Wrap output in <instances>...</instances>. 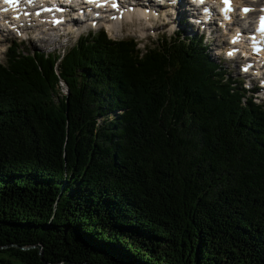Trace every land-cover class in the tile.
<instances>
[{
    "label": "trees",
    "instance_id": "16d2710c",
    "mask_svg": "<svg viewBox=\"0 0 264 264\" xmlns=\"http://www.w3.org/2000/svg\"><path fill=\"white\" fill-rule=\"evenodd\" d=\"M158 38L8 45L0 252L25 264H264V104L201 37Z\"/></svg>",
    "mask_w": 264,
    "mask_h": 264
},
{
    "label": "rangeland",
    "instance_id": "374dc122",
    "mask_svg": "<svg viewBox=\"0 0 264 264\" xmlns=\"http://www.w3.org/2000/svg\"><path fill=\"white\" fill-rule=\"evenodd\" d=\"M248 2V0H243ZM251 2L254 0H250ZM250 2V3H251ZM262 0H258V5H260ZM257 5V7H258ZM168 13V12H167ZM164 15V14H163ZM162 15V16H163ZM173 21L172 17L167 15V18L161 17L158 19H154L153 21L149 22V24H144L138 28V22H132V21H124L122 24V27L119 30L116 31H108L107 34L110 38L112 39H125V38H134L138 42V47L140 49H143L144 46L146 45H151L152 43H155L158 37L161 36L163 33H167L170 35L173 33L174 29L178 27H183L181 24H176L174 22L168 23L167 21ZM102 28H99V30ZM143 31V32H142ZM51 34H56V32L49 31ZM94 32V31H93ZM184 32H188V30H185ZM190 32V31H189ZM87 33V31H84L82 34ZM194 33L195 36H198L200 34V29H196L195 27L193 28L192 34ZM78 33H73L70 32L67 34V36H64L63 38L58 39L51 36L52 40H40L39 39V34L36 35L34 33L33 39L30 38H25L22 39L20 37H17L16 34H10L5 38L3 42L0 43V62H4L5 60V51L7 49V46L10 45L11 42L18 41L21 43L22 47H25L31 51L33 50H41L45 52H63L64 49L69 47L74 43V41L77 39ZM187 36L186 34H184ZM43 36V35H42ZM211 38V39H210ZM204 44L207 48H209V57L216 61L225 71L229 76L234 78L237 81H242V86L245 88H251L254 86H258L260 83H253L250 82V85L246 87L245 84V77L240 73L242 70L241 67V62L235 61V60H228L225 59L224 57H219L217 56L216 52V47L220 46L222 42H226L227 37L224 34H220L216 31V34H212L211 37L204 39ZM211 49V50H210ZM247 81V80H246ZM261 84V83H260ZM63 90H64V85L62 84ZM259 93L260 97L264 96V88L262 89ZM251 92V91H250ZM249 93V92H248ZM250 94V93H249ZM251 95L253 93L251 92ZM255 101H259L255 99ZM0 259H4L6 261V264H25L22 261H20L16 257H12L8 255L6 252H0Z\"/></svg>",
    "mask_w": 264,
    "mask_h": 264
},
{
    "label": "bare ground",
    "instance_id": "6f19581e",
    "mask_svg": "<svg viewBox=\"0 0 264 264\" xmlns=\"http://www.w3.org/2000/svg\"><path fill=\"white\" fill-rule=\"evenodd\" d=\"M210 1L215 3L217 0H210ZM77 4L80 5V3H77ZM242 4L243 3L239 2V5H242ZM251 6H252V10L250 12H248L246 15L244 13H240V12L237 13L234 25L239 26V25H241V23H243L244 26H247V27L251 26V23H252L251 15L253 13V10H255L254 9L255 5H251ZM184 7H185L184 2L178 3V4H172L171 9L167 5V6L161 7V8L164 9L162 14L165 15V11L167 9H169L168 13L166 12V14L171 16L173 20H175V17L177 16L178 20H179L182 17V13L181 12L183 11ZM148 11H149L148 9H139L138 11L135 9V10L131 11V12H133L132 14L128 13V16L123 18V19H121V20L119 18L117 20H116V18L103 19L104 20V24L103 25H105V27L108 29V31H116V30H119L122 27V24H123L124 21H128L129 20V21L133 22L134 17H135V19H137V21H138V25L137 26H138L139 29H141L140 26H142L144 24H147V23L149 24V22L153 21L155 19V17L157 18V16H155L153 13H149ZM188 12L193 13L192 9L190 11L188 10ZM62 14H65V10L63 11ZM151 15H153V16H151ZM199 15H201V14H199ZM57 16L58 17H57L56 29L61 34H64V33L68 34L69 32H73V33H78L79 34L84 29V26L82 24L84 19L72 20L74 17L71 16V19H68V18H65V17H61L60 13H58ZM205 19H206V17L205 18H203V17L201 18V20H203V21H205ZM217 19L219 21L222 20V21H225L226 23H230V20H226L227 16L222 14V13L220 14V18H217ZM49 24H50L49 26H52L51 25L52 24L51 21L49 22ZM28 25H30V27L27 28V29L28 30L32 29L33 31H35L36 35L39 34V39L40 40L42 39V40H45V41L46 40H50L51 41L53 39L51 36H53V37H55L57 39H58V37H61V36H59V34H54V35L51 34V33L40 34V33H38L39 32L38 25H36V24H34L32 22H29ZM234 25H232L231 27H225V29L223 30L224 31L223 33H230L229 29L234 27ZM208 28L213 30V25H211V23H209L208 24ZM50 29L52 31H54V28H50ZM100 30H103V28L100 29ZM235 37L236 36L233 34L232 36H230L229 40H226V42H222L221 43L222 47L225 49V54L227 56H231V55H233L234 53L237 52V51H235V48H233L232 46H228V47L224 46L227 43L228 44L236 43L237 42V38H235ZM217 53H218V51L216 52V54ZM229 53H231V55ZM244 65H246V64L244 63ZM258 66H259V68H257L255 70V74L254 75H258L259 73H261L260 70L264 69V59H262V61H260L258 63Z\"/></svg>",
    "mask_w": 264,
    "mask_h": 264
},
{
    "label": "water",
    "instance_id": "95a60500",
    "mask_svg": "<svg viewBox=\"0 0 264 264\" xmlns=\"http://www.w3.org/2000/svg\"><path fill=\"white\" fill-rule=\"evenodd\" d=\"M13 246H15V247H18V248H20V249H28V248H30V247H35V246H17V245H14V244H12ZM38 248H40V256L42 257V253H41V246L38 244V245H36ZM5 247H7V246H0V249H3V248H5ZM46 264H50V263H48V262H45ZM53 264H61V262H57V263H53Z\"/></svg>",
    "mask_w": 264,
    "mask_h": 264
},
{
    "label": "snow or ice",
    "instance_id": "6c2138e0",
    "mask_svg": "<svg viewBox=\"0 0 264 264\" xmlns=\"http://www.w3.org/2000/svg\"><path fill=\"white\" fill-rule=\"evenodd\" d=\"M6 2H8V0H6ZM231 55V53H229Z\"/></svg>",
    "mask_w": 264,
    "mask_h": 264
}]
</instances>
